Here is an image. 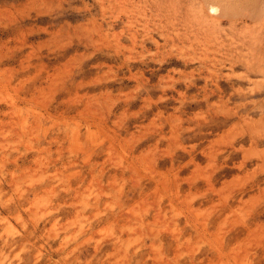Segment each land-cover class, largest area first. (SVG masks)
Returning a JSON list of instances; mask_svg holds the SVG:
<instances>
[{
    "label": "rangeland",
    "instance_id": "374dc122",
    "mask_svg": "<svg viewBox=\"0 0 264 264\" xmlns=\"http://www.w3.org/2000/svg\"><path fill=\"white\" fill-rule=\"evenodd\" d=\"M0 264H264V0H0Z\"/></svg>",
    "mask_w": 264,
    "mask_h": 264
},
{
    "label": "bare ground",
    "instance_id": "6f19581e",
    "mask_svg": "<svg viewBox=\"0 0 264 264\" xmlns=\"http://www.w3.org/2000/svg\"><path fill=\"white\" fill-rule=\"evenodd\" d=\"M212 7V6H211ZM216 8V7H215ZM212 10H213V8H212ZM214 11V10H213Z\"/></svg>",
    "mask_w": 264,
    "mask_h": 264
}]
</instances>
